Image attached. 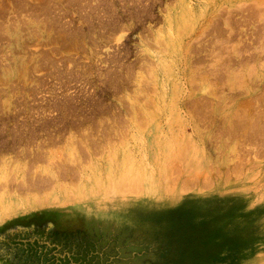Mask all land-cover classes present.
Masks as SVG:
<instances>
[{
    "label": "rangeland",
    "instance_id": "1",
    "mask_svg": "<svg viewBox=\"0 0 264 264\" xmlns=\"http://www.w3.org/2000/svg\"><path fill=\"white\" fill-rule=\"evenodd\" d=\"M46 231L264 264V0H0V264Z\"/></svg>",
    "mask_w": 264,
    "mask_h": 264
},
{
    "label": "trees",
    "instance_id": "2",
    "mask_svg": "<svg viewBox=\"0 0 264 264\" xmlns=\"http://www.w3.org/2000/svg\"><path fill=\"white\" fill-rule=\"evenodd\" d=\"M82 232L8 235L2 240L12 264H90L91 247Z\"/></svg>",
    "mask_w": 264,
    "mask_h": 264
}]
</instances>
